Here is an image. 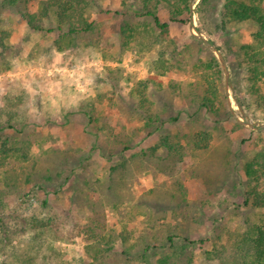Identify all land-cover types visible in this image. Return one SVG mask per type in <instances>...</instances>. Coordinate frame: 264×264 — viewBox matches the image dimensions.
Returning a JSON list of instances; mask_svg holds the SVG:
<instances>
[{
  "label": "rangeland",
  "instance_id": "374dc122",
  "mask_svg": "<svg viewBox=\"0 0 264 264\" xmlns=\"http://www.w3.org/2000/svg\"><path fill=\"white\" fill-rule=\"evenodd\" d=\"M84 2L81 27L52 0H0V264H264L243 204L264 33L233 21L238 0Z\"/></svg>",
  "mask_w": 264,
  "mask_h": 264
},
{
  "label": "trees",
  "instance_id": "16d2710c",
  "mask_svg": "<svg viewBox=\"0 0 264 264\" xmlns=\"http://www.w3.org/2000/svg\"><path fill=\"white\" fill-rule=\"evenodd\" d=\"M85 0H79V3L75 2L74 0H52V2L57 6V11L55 13L56 18L61 22L63 20H71L74 15L77 16L76 20L81 21L79 23V26L82 27V25H87L85 21H83L82 12L85 11L86 6L88 7L89 4H86L84 2ZM44 4H42L43 7ZM47 11L46 8L43 7L42 13H40V16L47 17ZM22 18L26 22L27 26L31 28V30L37 32L41 31V29L35 25L36 16L29 15L27 12L21 14ZM144 17L152 18L155 21V15L153 11H147L143 14ZM232 19L237 24H242L249 22L254 27L258 28V32L254 35V40L258 41V38L262 36V33H264V23L259 16L258 13V7L256 5V0H238V3H236V7L233 11ZM155 24L157 27H159V24L157 21H155ZM88 27V26H87ZM81 28L83 31L87 29ZM61 30V29H60ZM47 32H52L51 30H47ZM10 41L9 35L7 33H1L0 34V48L5 49V44ZM254 58V57H253ZM251 62L256 65L252 59L251 56ZM195 146L198 147L197 144L199 142L203 141L204 139H208L203 135L196 134L195 135ZM129 148H125L124 152H127ZM264 163V152H259L255 157L251 159V161H248L245 163L244 166V173L246 179H252L249 186L247 187V191H244V205H250L252 209L257 213L260 212L259 215H257L256 222L260 226L258 229L257 234V242L258 244L264 249V197L263 194L259 193L260 186L262 182H260V177H257V179L253 180V176H258L260 174V169H263ZM249 195V196H248ZM253 196L252 200L249 198ZM230 252L231 257L230 260L232 261H245L246 258L249 255V250L247 247V244L243 241L237 239L236 242L233 241L232 246H230Z\"/></svg>",
  "mask_w": 264,
  "mask_h": 264
},
{
  "label": "built area",
  "instance_id": "2783aa9c",
  "mask_svg": "<svg viewBox=\"0 0 264 264\" xmlns=\"http://www.w3.org/2000/svg\"><path fill=\"white\" fill-rule=\"evenodd\" d=\"M249 126H251V127H252L253 125H252L251 123H249Z\"/></svg>",
  "mask_w": 264,
  "mask_h": 264
}]
</instances>
